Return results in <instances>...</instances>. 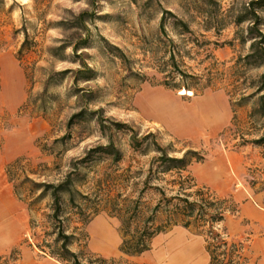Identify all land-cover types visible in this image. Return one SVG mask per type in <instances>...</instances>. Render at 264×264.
Masks as SVG:
<instances>
[{"label":"rangeland","instance_id":"obj_1","mask_svg":"<svg viewBox=\"0 0 264 264\" xmlns=\"http://www.w3.org/2000/svg\"><path fill=\"white\" fill-rule=\"evenodd\" d=\"M249 1L0 0V264H62L37 246L47 229L49 195L42 197L31 214L37 223L31 228L27 203L20 198L28 188L15 194L7 169L12 178H27L25 187L29 180L57 183L70 173L76 189L88 195L82 209L90 214L99 205L98 213L83 226L86 237L73 242L75 251L83 248L104 258L123 257L125 264H208L203 238L180 226L156 235L151 248L140 255L121 256L120 222L109 210L120 198H140L146 214L157 199L156 192L141 191L155 152L132 149L130 130L116 128L111 121L126 123L138 137L152 133L146 142L155 140L171 156H181L189 145L203 150L204 159L188 166L190 175L197 184L234 199L239 213L227 215L221 226L229 237L244 241L247 264H264V148L249 143L233 146L245 132L253 100L235 107L238 121L230 125L227 94L233 89L238 93L239 88L250 93L252 79L264 70V65L243 69L237 64L249 51L250 22L245 19L235 24V18L248 13ZM82 10L93 12L83 51L95 74L87 82L79 79L77 85L96 92L99 102L89 107H102L100 115L105 125H110L104 129L95 114L66 127L69 116L84 104L72 93L71 74L61 83L49 85L53 94L46 96V113L21 107L42 90L48 70L79 67L70 48L65 57L50 56L48 48L62 39H72V29L61 21H71L72 14ZM258 13L264 32V6ZM162 15L164 31L159 24ZM24 30L31 49L19 54ZM242 73L245 79L240 80ZM187 85L196 87V93ZM182 89L193 95H179ZM207 103L216 105L218 117H224L217 129L209 127L210 120L203 127V119L211 118V113L204 111ZM66 133L70 137L57 141ZM110 137L121 152L119 161L100 152L83 158L89 148L107 144ZM17 158L20 164L13 163ZM209 168L215 172L207 177ZM160 175L162 179H151L149 185L167 190L169 175ZM62 202L70 232L81 225L76 221L81 212L76 214L77 208L67 205L64 197Z\"/></svg>","mask_w":264,"mask_h":264},{"label":"trees","instance_id":"obj_2","mask_svg":"<svg viewBox=\"0 0 264 264\" xmlns=\"http://www.w3.org/2000/svg\"><path fill=\"white\" fill-rule=\"evenodd\" d=\"M263 6L264 0H251L248 3V13L235 18V24H239L245 19L250 22L247 26V38L250 41L249 51L243 58L240 57V63H237L243 69L247 65H252L253 67L264 65V32L261 29V17L258 13V9ZM166 13L168 15L173 14L170 11H166ZM92 16V11L82 10L76 14H72L71 21H61L67 28L72 29L74 36L72 39H62L61 43L57 46L49 47V55L65 57V50L70 48L71 57L79 59V67L75 69L48 70L44 77L42 90L34 98L30 97L31 102H27L26 104L24 102L21 107H25L26 105L27 109L30 107L34 111L38 109L46 113L49 108L46 96L50 97L53 94L49 91V85L61 83L68 74H71L72 93L78 101H84V104L81 107L79 106L78 111L73 112L69 116L66 127L70 128L75 123L88 118L92 114H95L101 129L110 126L105 125L104 119L100 115L102 107L95 109L89 107L91 104L94 105L99 102L95 96L96 92L77 85L79 79L87 82L95 74L92 66L87 63L83 51L89 41V23L92 20ZM164 19V15H162L159 23L161 31H164ZM178 22L186 26L185 22L181 20ZM24 34V39L17 51L19 54L31 49V43L28 41L26 31ZM239 37L243 40L242 35ZM179 72L183 76L187 75L184 71ZM239 79H245L244 73L239 76ZM243 83V80L240 81L241 86ZM250 86L253 88L250 93H245L241 88L238 89V93H236L235 89L231 93H227L232 112L230 125H236L238 121L235 107L243 105L245 101L251 98L253 100L252 107L246 117L247 126L244 129L245 132L241 134V140L233 146L238 147L249 143L264 148V70L257 78L252 79ZM187 87L193 88L195 90L194 93H196V87L189 85ZM110 124L116 128L130 130V146L132 149H142L145 152H148V149H150L155 152L144 177L141 191L152 190L157 193V199L150 206L146 214L142 213V211H145V207L140 205V198H120L119 203H113L112 209L109 210V213L116 216L120 222L118 231L121 241L118 249L122 254L121 256L133 257L140 255L151 248L152 239L156 235L167 232L173 227L180 226L203 238L204 248L209 258L208 264H247L249 257L245 253L246 245L244 241L229 237L225 228L221 226L227 215H237L239 213L238 204L231 196H220L210 187L197 184L188 171L190 164L204 159L205 153L203 150L189 145L181 156H171L155 140H151L149 143L146 142V139L153 135L152 133L138 137L137 132L126 123L111 121ZM229 130L230 126L225 128L220 133L221 137H225L226 132ZM246 135L251 137H243ZM68 137H70V133L64 134L57 141H63ZM234 138L235 136L231 137L232 140ZM91 152L110 153L113 156L112 161L114 162L121 159V152L115 147L111 137L107 144L89 148L83 158H89ZM20 160L17 158L13 163L20 164ZM9 164L10 168L12 163ZM160 174L169 175L168 179H166V184L169 186L167 190L158 185H149L151 179H162ZM7 176L12 183L15 194H18L17 192L23 188H28L26 195L24 197L20 196V198L27 203L30 215L37 211V204L40 203L42 197L47 196V194L50 197V213L45 215L46 223L44 224L47 226V229L43 231L44 237L37 243L41 251L49 254L62 264L126 263L127 260H124L123 257L104 258L83 248H79L77 251L71 248L73 242L86 237L83 226L91 215L98 213L100 208L99 205L94 206L90 214H87V211L82 209L86 205L85 200L88 199V195L76 189L70 173H67L57 183L29 180L28 187H25L28 181L27 178L19 179L15 175L12 178L9 174V169H7ZM36 190H40V192L34 194ZM75 194L80 201L75 198ZM63 197L67 200V205L77 208L76 214L81 212V215L76 220L81 225L74 226V230L70 232L67 231L69 219L67 218L65 204L62 202ZM30 226L33 229L37 226V223L32 219V215Z\"/></svg>","mask_w":264,"mask_h":264},{"label":"crops","instance_id":"obj_3","mask_svg":"<svg viewBox=\"0 0 264 264\" xmlns=\"http://www.w3.org/2000/svg\"><path fill=\"white\" fill-rule=\"evenodd\" d=\"M204 111H206V112H210L212 115L210 114L211 118L208 117L206 120L203 119V127L205 126V123H204V122L207 123L209 120H210V126H209V127L212 128V129H217V128H219V127L222 126L223 121H224V119H223V118H224L223 115L221 114L222 117L214 116L213 112L211 111L210 103L207 104V105L205 106ZM219 112H220V111H219ZM193 114H194V116H195V117H194L195 119H196V116H197L196 121L198 122V121L200 120V119H199V116H198V112L194 110ZM181 130H184V129H179V131H181ZM208 260H209V258H208Z\"/></svg>","mask_w":264,"mask_h":264},{"label":"bare ground","instance_id":"obj_4","mask_svg":"<svg viewBox=\"0 0 264 264\" xmlns=\"http://www.w3.org/2000/svg\"><path fill=\"white\" fill-rule=\"evenodd\" d=\"M178 94H179V95H185V94H186V95H187V94H188V95H193L192 91H190V90L187 91L186 89H182V90H180V91L178 92ZM147 97H151V96H147ZM207 104H209V103H207ZM207 104H206V105H207ZM206 105H205V106H206ZM205 106H204V109H205ZM210 106H211V111L213 112L214 116H219L220 112H219L218 108L216 107V105H214V104L211 103ZM161 107H162V105H161ZM214 172H215V171H214L213 169H210V168H209V169L207 170L206 176H207V177H210L211 174H213ZM1 227H2L3 230H5V229L7 228V225L3 224ZM1 240L3 241V238H1ZM1 240H0V242H2Z\"/></svg>","mask_w":264,"mask_h":264}]
</instances>
